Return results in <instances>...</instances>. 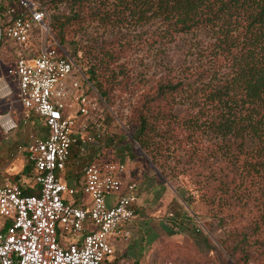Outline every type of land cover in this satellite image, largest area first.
I'll return each mask as SVG.
<instances>
[{"label": "trees", "instance_id": "trees-1", "mask_svg": "<svg viewBox=\"0 0 264 264\" xmlns=\"http://www.w3.org/2000/svg\"><path fill=\"white\" fill-rule=\"evenodd\" d=\"M29 1L48 12L47 4L68 5V13L50 22L62 46L95 23L157 24L166 42L211 34L207 64L164 76L141 94L133 138L166 177L183 176L200 194L225 230L221 245L229 264H264V0ZM12 8L18 12L20 0H0V46L10 41L4 31L16 16ZM129 43L115 37L91 50L84 71L109 105L121 83L132 80L120 62ZM25 178L32 181L22 194L39 196L28 161L16 180Z\"/></svg>", "mask_w": 264, "mask_h": 264}, {"label": "built area", "instance_id": "built-area-1", "mask_svg": "<svg viewBox=\"0 0 264 264\" xmlns=\"http://www.w3.org/2000/svg\"><path fill=\"white\" fill-rule=\"evenodd\" d=\"M20 5L18 12L10 10L16 16L4 31L7 39L23 45L36 29L50 34L46 8L29 0H20ZM2 34L0 26V41ZM16 73L23 113L37 114L48 137H32L27 146L39 196L23 195L18 182H0V264H104L119 251L116 240L129 238L122 226L136 216L139 185L124 183L125 163L105 158L91 159L83 167L79 187L60 176L74 148L86 151L101 141L105 129L95 130L93 124L101 96L79 63L47 40L35 57L18 55ZM7 87L0 78V93ZM0 125L12 127L3 115ZM114 193H120L118 200L108 206L107 197ZM61 233L78 238L66 246Z\"/></svg>", "mask_w": 264, "mask_h": 264}, {"label": "rangeland", "instance_id": "rangeland-1", "mask_svg": "<svg viewBox=\"0 0 264 264\" xmlns=\"http://www.w3.org/2000/svg\"><path fill=\"white\" fill-rule=\"evenodd\" d=\"M47 7L51 22L56 16L69 12L67 4H54L53 7L47 4ZM160 33L161 29L158 28L157 24H150L145 27L113 28L110 26V28H106L95 23L85 26L80 34L74 39L68 40L63 46L53 34L51 26L50 34L36 29L28 44L17 45L11 41L2 42L0 46V73L6 77L12 89L9 98L13 101V109H16L17 113V116H13L16 122L14 130L18 133V144L20 148H25L29 142L30 132L37 134L39 126L37 125L38 116L33 112L29 113L28 116H30V122L35 123L32 128L34 130L28 128L29 125L22 120L21 103L18 97L19 79L15 68L19 54L35 57L41 52L47 40L51 45H58L61 53H67L74 58L79 63L82 72L85 73L84 71L88 69L89 63L93 60V57L90 56L91 50L92 53L93 51L96 53L103 43L115 37H121L127 44L130 42L128 54L120 62L124 64L125 71L132 80L129 85H125L126 82L121 83L115 90L112 105H109L100 95L101 110L95 117L93 124L95 130L100 127L105 129V132L101 141L89 146V149L98 152L103 149L111 153L114 159L124 162L130 170H134L133 173L141 174L143 172V177L148 173L152 174L155 179L168 184L174 194H180L184 197L188 205L197 204L198 213L193 210L196 215L189 217L196 221L195 224L201 230L197 234V238L169 242L158 247L150 264H229L225 260V253L221 245V241L225 238V230L218 227L213 212L200 201V194L185 177H166L151 163L133 138V131L138 124L139 99L146 88L164 76H178L187 69H193L200 62L203 64L209 62L205 56L211 50L207 49V46L213 40L207 31L182 34L171 42L164 41ZM203 52H205L204 55H202ZM85 75L87 74L85 73ZM6 109L8 108L0 107V112ZM6 135L0 128V141ZM19 151L21 156L25 154L21 150ZM5 165L4 162L0 163V167ZM133 181L140 182L138 178L133 179Z\"/></svg>", "mask_w": 264, "mask_h": 264}, {"label": "crops", "instance_id": "crops-1", "mask_svg": "<svg viewBox=\"0 0 264 264\" xmlns=\"http://www.w3.org/2000/svg\"><path fill=\"white\" fill-rule=\"evenodd\" d=\"M0 78L8 86L4 93H0V107H7L8 109L0 112V115L5 116L12 124L9 130H4L0 125L2 131L7 134L0 141V163H6L5 166L0 167V182H17V175L22 172L28 161L27 146L32 137L45 139L48 137V129L37 115L38 133L30 132L27 146L25 148L19 147L18 133L14 130L16 122L13 116H17V113L16 109H13V101L9 98L12 89L6 77L1 73ZM20 106L22 109L21 114L23 115L22 120L29 125L28 128L34 130L32 128L35 123L30 122V116L24 115L22 105ZM41 125L44 127L42 126L41 128ZM19 150L25 154L21 156ZM89 150V148L86 151L78 148L74 149L69 165H67V170L60 174L61 179L68 185L76 187L81 185L83 167L91 159L105 158L116 160L111 156V153L103 149L99 152L96 150H90L89 152ZM83 162L86 163L84 164ZM82 163L84 166H82ZM13 171L15 176H13ZM133 172L134 170H130L127 167L123 180L125 184L132 182L135 178L140 180L138 182L139 194L134 204L136 216L131 222L122 226L123 231L129 232V238L119 237L116 240L119 245V251L106 261L109 264H150L157 253L158 247L169 242L196 239L197 234L201 231L198 225L195 224L196 221L189 218L196 215L193 212V210L197 212L198 207L196 203L188 205L184 197L180 194H174V191L171 190L168 184L155 179L152 174L148 173L143 177V172L141 174ZM31 181V178H25L20 184L23 189H26L31 184ZM119 195L120 193H114L108 196V206H114ZM170 215L173 216L170 217ZM87 227L92 226L91 224H87ZM59 238L64 245L68 246L76 241L78 237L76 235L61 233Z\"/></svg>", "mask_w": 264, "mask_h": 264}]
</instances>
